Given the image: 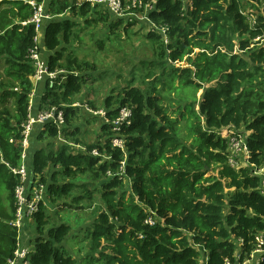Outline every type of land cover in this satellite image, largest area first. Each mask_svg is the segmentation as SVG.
Here are the masks:
<instances>
[{
    "label": "trees",
    "instance_id": "16d2710c",
    "mask_svg": "<svg viewBox=\"0 0 264 264\" xmlns=\"http://www.w3.org/2000/svg\"><path fill=\"white\" fill-rule=\"evenodd\" d=\"M190 1L188 8L182 0H157L148 16L166 29L167 42L160 32L147 30L145 37L159 48L156 60L142 63L144 87L134 85L133 77L115 95L114 104L132 108L130 124L120 128L121 176L124 153L111 146L110 124L101 123L103 141L77 137L71 104L86 82L81 77L86 67L73 56L62 61L78 24L73 18L86 26L106 23L112 15L86 0L52 1L50 13L70 16L45 23V60L49 70L67 73L52 89L44 82L38 102L65 106L70 130L64 136L84 149L73 152L67 142L49 151L36 148L30 168L48 184L47 199L54 205L80 209L82 200L88 206L97 197L98 202L81 239L88 249L78 259L64 247L71 224L49 221L41 204L33 215L37 236L29 264H243L254 249L256 235L264 231V180L252 173L253 165L264 166V0ZM252 10L257 19L249 25L244 12ZM31 14L23 0H0V264H8L17 242L11 222L18 176L8 165L21 162L32 90L28 49L34 27L21 23ZM168 58L182 64L170 65ZM159 67L172 78L169 91L176 95L163 94L156 85ZM114 104L111 98L105 102L109 118L117 114ZM225 128L244 134L248 164L228 165L229 145L219 134ZM56 135L57 129L48 127L39 139ZM93 149L110 159L93 156ZM150 210L159 219L151 225L145 221Z\"/></svg>",
    "mask_w": 264,
    "mask_h": 264
},
{
    "label": "built area",
    "instance_id": "2783aa9c",
    "mask_svg": "<svg viewBox=\"0 0 264 264\" xmlns=\"http://www.w3.org/2000/svg\"><path fill=\"white\" fill-rule=\"evenodd\" d=\"M90 3L92 7L100 6L106 8L110 14L115 18L124 19L125 15H133L135 11L143 14V18L147 21L148 30H154L160 32L164 35V41L167 42L168 37H166V29L159 28L154 24L148 14L152 10H155V5L157 0H86ZM184 7L188 8L191 6L190 0H182ZM25 4L30 7L32 12L31 17L22 21L23 25L31 24L34 27V34L32 37V46L28 49V58L33 66V71L30 75V80L32 82V90L29 93L28 107H27V119L23 122L21 131V156L20 164L18 166H9L10 171L18 176V183L14 188L15 197V216L11 224L17 230V242L13 257L8 261V264H29V258L33 250L28 246L21 245V234L24 223L27 218L33 217V215L40 209L41 204L45 200V196L48 191V184L42 181L41 174L29 171L25 165L26 149L32 142L33 132L40 133L44 131L45 128L53 127L57 129V135L55 138H51L55 142L62 141L61 143L67 142L72 146V151H82V147L79 143H73L67 141L64 132L69 131L68 128L65 129V110L64 105H50L44 104L43 102L37 103L35 101L36 94L39 87L45 82L48 89H52L54 84L62 83L65 79V74L67 71L63 69L49 70L48 62L42 55L43 37L45 23L50 20L51 15L46 9V4L44 0H23ZM244 15L249 22V25H254L256 23V13L252 11L244 12ZM223 51V50H221ZM167 63L170 65L182 64V61L167 59ZM62 90V89H61ZM44 91L42 92V94ZM37 104V105H36ZM81 106L84 110L93 115L99 116L105 123L110 124L111 136V146L113 148H119L124 153V158L120 160L117 174L122 175L125 171V139L120 133V128L122 126H127L131 122L132 118V108L129 105L118 106L117 114L113 118L107 116V110L105 108L95 109L86 103L73 102L71 107L74 108ZM219 134L227 139L228 145L231 150L228 151L227 163L230 167L239 168L242 164H248L249 151L245 142V136L242 132L230 130L228 128L223 129ZM228 147V148H229ZM90 154L93 156H101L102 159L108 160L110 157L100 155L97 149L91 150ZM252 173L261 177L264 180V166L257 167L253 165ZM111 173L107 172V175ZM125 182V180H124ZM261 193L264 195V186L261 189ZM158 216L149 211V215L146 218L148 224H155L158 221ZM241 239L237 240L238 250L237 257L241 251ZM264 258V231L258 233L255 237L254 249L250 254L246 255L243 260L244 263L249 264H259ZM203 261V260H202ZM203 263V262H202ZM227 264H231L227 262Z\"/></svg>",
    "mask_w": 264,
    "mask_h": 264
},
{
    "label": "rangeland",
    "instance_id": "374dc122",
    "mask_svg": "<svg viewBox=\"0 0 264 264\" xmlns=\"http://www.w3.org/2000/svg\"><path fill=\"white\" fill-rule=\"evenodd\" d=\"M124 1L126 2V0ZM101 12L107 14L103 8ZM68 16L70 15L66 12L64 18H68ZM142 16V13L135 11L133 15H125L122 23L117 24L116 18L109 16L106 23L95 20L86 26L82 24L83 20L81 18H73L78 24L75 27V35L72 37L70 44L66 45L65 51H67L64 53L62 61L68 56H73L86 67L84 73H81V77L85 78L86 82L77 96V102H84L95 109H102L106 108L105 102L108 98H111V103L114 104L117 100L115 96L117 92L128 85L133 77L134 85L144 87L141 84V79L147 69L142 63L157 59L156 54L159 45L145 37L148 26L145 23L146 19ZM130 23L132 24L125 28ZM262 43H264V39ZM45 51V48H43L42 55L46 59ZM87 63L88 66L85 65ZM154 71L159 77L155 83L161 92L168 95L170 93L172 96L176 95L174 92L169 91L172 78L165 74L160 67ZM162 81L167 85H164ZM177 82L175 80V83ZM37 93L42 95L41 88ZM199 95L200 91L199 94H196V97ZM12 101L10 99L11 103ZM116 105L118 103L113 106ZM73 121L74 128L78 131L77 137L82 142H94L99 137L100 141L104 140L100 129L103 120L99 116H93L87 113L83 107L77 106L74 110ZM34 134L35 132H33ZM61 142H53L52 139L46 140L43 141L46 145L43 148L47 151L54 150ZM80 145L84 147L82 143ZM37 147L38 142H30L26 149L24 162L29 171H31L30 165ZM229 150H231L230 147ZM57 180H61L60 176H57ZM91 188L89 187V189ZM94 196H98L96 192ZM97 202L98 197L92 203L90 202L88 206V200H82L80 204H83L84 207L80 209L77 207H64V204L54 205L55 202L53 204L51 201L44 205L46 212L51 214L49 221L54 222V219H58L56 222L63 220L71 224L72 229L64 245L69 253L77 259L88 249V242L86 240L81 242V239L84 236V227L92 220L91 208L93 209Z\"/></svg>",
    "mask_w": 264,
    "mask_h": 264
},
{
    "label": "crops",
    "instance_id": "0c3cea01",
    "mask_svg": "<svg viewBox=\"0 0 264 264\" xmlns=\"http://www.w3.org/2000/svg\"><path fill=\"white\" fill-rule=\"evenodd\" d=\"M44 1H45V4H46V9H47L48 13H50V7H51L52 1L58 2L60 0H44ZM101 9H102V7H101ZM103 9H105L106 11H108L106 8H103ZM50 15H51L50 20L51 19L53 20V19H62V18H64V13H61V14H52V13H50ZM145 23L147 24L146 21H145ZM40 99H41V95H40V93L39 94L37 93L36 94L35 101H37L38 104H39L38 100H40ZM39 135H40V133L36 132L34 134V136L32 137V142L33 143L38 142V147L37 148H39V147L40 148L46 147V145H45V143H43V141L45 142L46 140H50V139H43V140L42 139H39ZM77 135H78V133H77ZM53 142H54V140H53ZM47 198L48 197H47V194H46L45 200H44V202L42 204L43 207H44V205H46V203H48V199ZM44 211L46 212L45 209H44ZM36 236H37V233H36V224H35V221H34L33 217L27 218L26 221H25V223H24L23 229H22L21 245L28 246L32 250H34ZM78 243H79V240H78ZM64 247H65V245H64ZM65 249L67 250L66 247H65ZM17 264H21V263L18 262Z\"/></svg>",
    "mask_w": 264,
    "mask_h": 264
},
{
    "label": "clouds",
    "instance_id": "9594fccd",
    "mask_svg": "<svg viewBox=\"0 0 264 264\" xmlns=\"http://www.w3.org/2000/svg\"><path fill=\"white\" fill-rule=\"evenodd\" d=\"M113 17V16H112Z\"/></svg>",
    "mask_w": 264,
    "mask_h": 264
}]
</instances>
